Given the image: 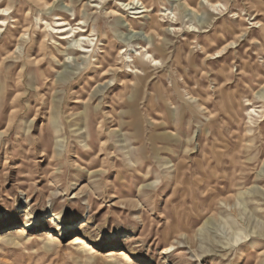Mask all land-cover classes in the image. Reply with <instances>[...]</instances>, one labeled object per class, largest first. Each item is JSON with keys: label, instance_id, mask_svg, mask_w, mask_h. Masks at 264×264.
Instances as JSON below:
<instances>
[{"label": "rangeland", "instance_id": "obj_1", "mask_svg": "<svg viewBox=\"0 0 264 264\" xmlns=\"http://www.w3.org/2000/svg\"><path fill=\"white\" fill-rule=\"evenodd\" d=\"M46 1L96 46L0 0V264H264V0Z\"/></svg>", "mask_w": 264, "mask_h": 264}, {"label": "bare ground", "instance_id": "obj_2", "mask_svg": "<svg viewBox=\"0 0 264 264\" xmlns=\"http://www.w3.org/2000/svg\"><path fill=\"white\" fill-rule=\"evenodd\" d=\"M204 1H207V3L210 5V7H212L215 11H218V7H220L218 4L211 3V0H203L202 2H200V4L203 5ZM39 4L43 5V7L45 9H48V10H51V11L54 12V16L57 19L56 22H55L57 24V28H54L52 26H48V27L53 29L54 31L55 30H59V31H57V35L61 36V41L63 42L61 44V46L62 47H66L65 48L66 56H70V55L80 56L81 55V56H83V57H81L82 59L87 60L88 59L87 58L88 55L91 54L92 52H94V49L92 50V48L93 47L95 48L96 44H95V42H93V40H90V38H91L90 36H86L85 35V33H88V31L86 30V26L82 22H80L78 24L79 27H78L77 31L74 32L73 28H71V29L69 28V27H71V25L69 23H67L64 19L61 20L63 14L62 15H56L55 14L56 12H59V11H56V9H55L56 5L54 6L53 3H50L48 1L42 2V0L41 1L39 0ZM144 4L141 3L140 1L132 0L127 5H123V7H124V9L126 7H129V9L135 10L137 12V13H134V15L141 16V14H143V13H149L150 12V9L147 8L146 6H144ZM139 5H140V7H139ZM183 5L186 6L187 8H190L187 5V0H184ZM191 10H193V9L191 8ZM193 11L195 12V10H193ZM30 14L31 13H29L27 15L26 19H25V22H26L27 26L30 24ZM112 14L114 16L117 15V13H115L114 11H112ZM11 16H12V13L9 11V9H0V18H1L0 19V33L3 32L5 34L9 30L6 18H10ZM154 21H155V19L152 20V23H151L152 25H155ZM127 25L130 26V27L133 26L130 23H128ZM261 26L262 25H260V27ZM192 32H196V31H192ZM28 33H29V31L26 30V32L21 36V38H19V44L20 45L18 46L17 50H20L25 45L27 46L28 43L26 41H27ZM148 39L149 40H151V39L153 40V37L150 36V37H148ZM152 40H151V42H152ZM153 42H154V40H153ZM234 45L235 44H232L231 46L229 45V47L227 49H224V50L225 51L226 50H230V49L234 48L233 47ZM156 47L158 48V47H162V46L158 45ZM149 49H151V47L143 49V53L142 54L138 53V51L136 53V56H138V66L140 68H143V67H154V66L156 67L157 64H158L157 60L153 56L150 55ZM160 50L163 52V48H160ZM221 53L224 54L225 52L222 51ZM15 55L11 56V58L14 59ZM220 57H222V56L219 55L217 58H220ZM54 58L57 59L55 56H54ZM35 60L38 61V59H35ZM127 63L128 64L131 63V65H133V66L136 64L135 60H132L131 56H130V61H127ZM153 64H155V65H153ZM65 65L67 66V63ZM128 67L131 69V70H129V72L139 76L138 77L139 80L143 79L142 76H141L142 74H140V72H138V70H136L135 67H134L135 70H133L131 68V66H128ZM111 72H113L112 74H115V76H116L117 73H115L114 70H111L110 72L109 71H104L103 72L104 74L102 76L103 79H106L108 76H110ZM21 86L22 85L20 83H18V87L21 88ZM134 88H135V92L139 93L140 88H139V84L138 83L134 84ZM50 223L54 224V225H58L59 224L58 219L56 217H52L50 219ZM29 225L30 224H26L25 227H28ZM22 228L23 227H20V229L15 231V233L18 234L19 237H21V235H23L24 229H22ZM1 238L2 237H0V240H1ZM45 238L47 239V242L50 243V244L52 242H55V240H56L52 233H46ZM84 244H85V242H83L79 237L78 238L76 237L74 239L73 243H72V245H84Z\"/></svg>", "mask_w": 264, "mask_h": 264}]
</instances>
